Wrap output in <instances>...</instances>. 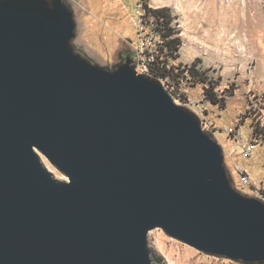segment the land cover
I'll return each instance as SVG.
<instances>
[{
  "label": "water",
  "instance_id": "water-1",
  "mask_svg": "<svg viewBox=\"0 0 264 264\" xmlns=\"http://www.w3.org/2000/svg\"><path fill=\"white\" fill-rule=\"evenodd\" d=\"M74 30L63 0H0V264H153L157 227L264 261V202L231 186L198 116L131 57L76 53Z\"/></svg>",
  "mask_w": 264,
  "mask_h": 264
},
{
  "label": "rangeland",
  "instance_id": "rangeland-1",
  "mask_svg": "<svg viewBox=\"0 0 264 264\" xmlns=\"http://www.w3.org/2000/svg\"><path fill=\"white\" fill-rule=\"evenodd\" d=\"M63 1L75 22L73 50L109 68L131 57L138 73L159 81L220 144L231 186L264 202V0ZM146 6L166 7L173 17L175 50H168L167 38L160 35L164 21ZM193 62L224 99L222 106L205 96L208 82L191 74ZM155 70L164 76L156 77ZM37 153L56 179H66ZM242 175L251 188L240 187ZM147 243L158 264H264L202 252L158 227L148 232Z\"/></svg>",
  "mask_w": 264,
  "mask_h": 264
},
{
  "label": "trees",
  "instance_id": "trees-1",
  "mask_svg": "<svg viewBox=\"0 0 264 264\" xmlns=\"http://www.w3.org/2000/svg\"><path fill=\"white\" fill-rule=\"evenodd\" d=\"M146 11H149V13H151L155 19H159L161 18L164 23L162 22V26L165 28V30H161L160 31V35L162 36V38H167L166 39V44H167V49L168 50H175L179 44V41L177 39V37H170L171 34L174 33L173 28L170 26L171 21L173 19V17L167 12L166 7H162L159 9H151L148 6H146ZM192 71L191 74L193 76H197V78H199L201 81H207L208 85L207 87L204 89L205 91V96L207 97V99H209L211 102L215 103V104H219V105H223L224 104V99L220 96L217 95L216 92L213 91V85L211 84L210 81H208L207 77H205V75H203L202 72H199L198 70L194 69V62L192 63ZM158 70H155L154 74L156 77H162L164 76V73H159L157 72ZM152 263L153 264H158L156 258L153 256L152 257Z\"/></svg>",
  "mask_w": 264,
  "mask_h": 264
},
{
  "label": "built area",
  "instance_id": "built-area-1",
  "mask_svg": "<svg viewBox=\"0 0 264 264\" xmlns=\"http://www.w3.org/2000/svg\"><path fill=\"white\" fill-rule=\"evenodd\" d=\"M210 124V123H209ZM241 185H240V187H247L248 189L249 188H251V183L249 182V178H248V176H246V175H242V177H241ZM236 185V184H235Z\"/></svg>",
  "mask_w": 264,
  "mask_h": 264
}]
</instances>
